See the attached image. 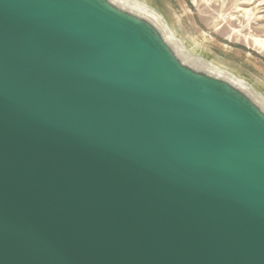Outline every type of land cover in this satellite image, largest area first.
<instances>
[{
    "label": "water",
    "instance_id": "obj_1",
    "mask_svg": "<svg viewBox=\"0 0 264 264\" xmlns=\"http://www.w3.org/2000/svg\"><path fill=\"white\" fill-rule=\"evenodd\" d=\"M0 264H264V110L109 0H0Z\"/></svg>",
    "mask_w": 264,
    "mask_h": 264
},
{
    "label": "rangeland",
    "instance_id": "obj_2",
    "mask_svg": "<svg viewBox=\"0 0 264 264\" xmlns=\"http://www.w3.org/2000/svg\"><path fill=\"white\" fill-rule=\"evenodd\" d=\"M134 1L159 13L190 59L185 63L202 59L229 71L249 85V96L264 101V46L258 41L264 39V4L256 8L264 0ZM255 101L264 110V102Z\"/></svg>",
    "mask_w": 264,
    "mask_h": 264
},
{
    "label": "bare ground",
    "instance_id": "obj_3",
    "mask_svg": "<svg viewBox=\"0 0 264 264\" xmlns=\"http://www.w3.org/2000/svg\"><path fill=\"white\" fill-rule=\"evenodd\" d=\"M109 1L111 2V4L113 3L116 7L127 10V11H129V12H131L137 16H140V17L148 20L149 22H151L154 26L159 28V30L163 34L164 38L166 39V41L173 47L174 52L179 57H181V59L184 62H186L187 60H190L185 54H182V50L181 49L179 50V48L176 46L177 45V39L174 36V33L167 28L166 24L162 20V17L159 15V13L157 11H155L152 8H148L149 6H147L146 4H143L141 2H137L134 0H109ZM256 1H259V0H254V3ZM263 4H264V2L262 1L261 3H259L256 6V8L258 10H261ZM258 41L261 42L262 46H264V39L263 40L259 39ZM181 55H183L184 58ZM192 66H193V68H196L200 71H203L205 73H209L211 75L217 76V77L227 81L230 85L236 87L237 89L243 90L247 93V91L245 89H247L249 87V85L244 80H242L241 78H239L238 76H236L235 74H233L229 71L222 70L221 68H218V66H214L210 63H206L202 59L193 60ZM253 98H254V100H259L260 103L264 102L262 96H260L259 94H256Z\"/></svg>",
    "mask_w": 264,
    "mask_h": 264
}]
</instances>
